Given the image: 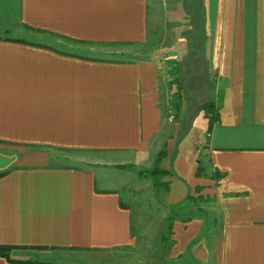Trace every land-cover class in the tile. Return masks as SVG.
Here are the masks:
<instances>
[{
    "label": "crops",
    "instance_id": "crops-1",
    "mask_svg": "<svg viewBox=\"0 0 264 264\" xmlns=\"http://www.w3.org/2000/svg\"><path fill=\"white\" fill-rule=\"evenodd\" d=\"M150 1L0 0V245L18 260L0 264L126 250L117 264H264V0ZM159 8L174 28L160 54L214 82L193 115L181 98L173 127L158 48L131 60L79 50L141 52L155 44ZM160 151L168 247L162 232L146 245L120 175L139 177Z\"/></svg>",
    "mask_w": 264,
    "mask_h": 264
},
{
    "label": "rangeland",
    "instance_id": "rangeland-1",
    "mask_svg": "<svg viewBox=\"0 0 264 264\" xmlns=\"http://www.w3.org/2000/svg\"><path fill=\"white\" fill-rule=\"evenodd\" d=\"M162 1L163 0L158 1L160 7H162L163 5ZM150 2L152 3V0ZM150 8L151 10H153V7H150ZM159 12H160L159 22L155 23L156 29L154 30L155 40L153 39V41L155 44L152 45L151 43V45L148 46V48L144 46V48L141 49L142 50L141 52L122 53L123 52L121 50L122 48L120 49L119 47H115L112 45H108L106 47H100V48H98V46H92L94 50H87V48L90 47L88 44L87 45L80 44L81 46H86V47L85 49H79V50H85L84 52L92 57H100V58L110 59V60H131L135 58L152 57L150 56V53L148 51H151L152 50L151 48H154V49L158 48L156 49V53H158L157 56H158V59L160 60V65H162L163 71H164V72L163 71L161 72V76H162V79L165 80V83H166V85H164L166 86L164 89L166 93L165 95L166 97L170 98V100L168 98L169 107L167 109V116L170 113L174 114L173 120L170 121L171 123H169V125L173 127L174 126L173 123L177 121L178 115L180 112V110L179 111L176 110L173 106L174 93H175V90L178 89V85H179L178 82H176V79L177 81H179L180 87H181L180 97L187 100L188 109H189V112L187 113V115H193L194 113L198 112V109H199L198 104L201 103L203 99H206L210 96V92L213 89L214 82L210 79V75L207 71L198 72V69L195 68L197 66L193 67L192 65H189V64H180L178 66V69L181 71L179 72L177 71V73L176 72L174 73L171 70L172 69V66H171L172 58L167 55L160 54V53L167 52L166 48H165L166 50L162 49V45L164 43H168L172 41L171 39H168L169 38L168 36L172 35V33L170 32H171V29L173 30L174 28H173V24H164L162 22V9L161 8H159ZM156 19H158V15L156 16ZM58 40H60V42L57 43L55 46L62 47V46L68 45L67 40H64V39H58ZM75 44L76 43L72 45L74 46ZM118 48L121 51H119ZM189 57H190V54H189ZM192 68H195V69H192ZM174 77L176 78L175 81H174ZM169 91L171 93H168ZM180 116H182V114H180ZM204 122H205L204 119L197 118L196 120L197 128L200 127V125H203ZM203 127H205V124ZM206 140L207 139L204 136V131H203L202 141L206 142ZM53 155L55 157V160H58L59 164L62 163L64 165L67 164L71 166H79L80 164L83 165L81 161H78L76 158L71 156L68 152L53 151ZM116 167H120L125 170L130 168L129 165L127 167L125 165H117ZM153 168L154 166H152V168H149V169H153ZM158 168L162 169L160 168L159 165H158ZM132 170L133 169L129 170L128 173L126 172L121 173L119 171L121 173L120 175H123L124 177L126 176V174L127 175L129 174L128 175L129 179H127V184L123 188L124 190H126L124 193V196L126 195L128 196L127 198H125V201L130 205L134 218L136 214L139 212L138 215H139L140 229L141 230L143 229L146 235V239L148 240L146 245H150V244L154 245L157 242L159 243V236L162 232L163 227L167 223V222L165 223V219L164 220L162 219L167 212L166 210H163L164 209L163 201L160 198L161 197L160 193L162 192L164 188L162 186V187H159L158 189H155L152 184V179L149 178V179H145L141 181L139 177L136 176L134 172L135 170L133 171ZM166 179H168L167 173L162 174L159 177V180L163 183H167L165 181ZM130 195H133L132 197H135V196L136 197L134 199H131L132 197ZM136 206L139 209H137ZM144 249L145 250L142 249L143 252H146V247ZM88 259L89 260H86L84 264H117L118 262H121V261L130 262V260L132 259V256H131V251L126 250L123 252L122 257H119V255L117 256V254H114V253H110V254L106 253V254H94V255H91L90 258Z\"/></svg>",
    "mask_w": 264,
    "mask_h": 264
},
{
    "label": "trees",
    "instance_id": "trees-1",
    "mask_svg": "<svg viewBox=\"0 0 264 264\" xmlns=\"http://www.w3.org/2000/svg\"><path fill=\"white\" fill-rule=\"evenodd\" d=\"M174 73L177 71L179 72V69L177 68L176 64L172 65V69H171ZM175 77H174V81H175ZM178 82V89L175 90L174 93V102H173V106L176 110H180V93H181V87H180V83ZM211 110V109H210ZM164 152L160 151L156 157V161H155V165L153 169H139L138 170V176L141 180H145V179H152V184L154 186L155 189H158L159 187L166 188L167 187V183H163L159 180L160 175L162 174H166L168 173L166 170L163 169H159L158 168V163L161 160V158L163 157ZM7 171H1L0 172V176H3L4 174H6ZM169 223L167 225V227L165 228V230L162 232L161 236H160V241L163 247H168L170 245V242L168 240V237L170 235V231H171V218L169 217ZM15 246H11V245H0V256L6 258L9 261H18L15 259L11 258V251L13 250Z\"/></svg>",
    "mask_w": 264,
    "mask_h": 264
},
{
    "label": "built area",
    "instance_id": "built-area-1",
    "mask_svg": "<svg viewBox=\"0 0 264 264\" xmlns=\"http://www.w3.org/2000/svg\"><path fill=\"white\" fill-rule=\"evenodd\" d=\"M173 118H174V114L170 113V114L168 115V120H169V121H172Z\"/></svg>",
    "mask_w": 264,
    "mask_h": 264
}]
</instances>
